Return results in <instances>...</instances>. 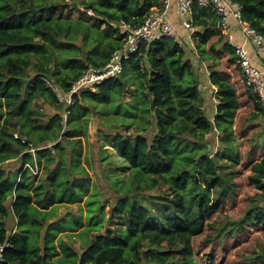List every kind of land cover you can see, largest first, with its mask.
Wrapping results in <instances>:
<instances>
[{"label":"trees","instance_id":"1","mask_svg":"<svg viewBox=\"0 0 264 264\" xmlns=\"http://www.w3.org/2000/svg\"><path fill=\"white\" fill-rule=\"evenodd\" d=\"M158 1L0 0V264H199L193 239L238 186L235 85L212 69V122L190 47L165 38L143 44L121 75L74 94L72 105L60 100L121 46L116 23L141 24ZM236 1L244 20L264 35V0ZM63 9L80 16L63 17ZM88 10L95 23L86 19ZM216 23L210 9L197 11L202 64L215 60L208 42L224 39ZM248 93L264 115L259 98ZM94 118L128 163L127 180L107 177L103 186L95 167L110 159L102 146L97 152L91 146L92 159L85 157ZM251 172L261 203L222 226V236L248 220L264 227V155ZM62 209L69 211L60 215ZM10 214L14 234L6 224ZM68 238L79 239L80 247Z\"/></svg>","mask_w":264,"mask_h":264},{"label":"rangeland","instance_id":"2","mask_svg":"<svg viewBox=\"0 0 264 264\" xmlns=\"http://www.w3.org/2000/svg\"><path fill=\"white\" fill-rule=\"evenodd\" d=\"M82 9V8H81ZM63 17L78 18L80 15L75 11H67L63 9ZM90 17L87 16L86 19ZM97 17L92 16L89 21L95 23ZM195 31L197 28L194 25ZM219 36H214L207 44V49L213 54L215 60L203 61V64L197 61L196 45L197 42H193V46L189 48L191 54L190 58L195 60L196 68L199 70V66L203 69L202 73H207L209 80L211 79L212 71L221 72L223 78H231L235 83L238 91L241 89V75L238 73V65L230 61L233 56L231 49L226 45L225 38L220 40ZM216 44L217 52L211 51L212 45ZM96 45L92 47L95 50ZM193 54V55H192ZM198 65V66H197ZM236 65V66H235ZM213 69V70H212ZM224 71V72H222ZM211 83V82H210ZM212 85V84H211ZM207 89V88H206ZM204 90L203 94L206 101L209 103V107L206 108L207 114L211 117V121L214 122V116L216 114L217 100L214 97L213 92L209 89ZM217 91V88H213ZM211 94H210V93ZM66 101V98L61 95ZM242 106L238 109L236 119L234 122V129L236 132L238 150L241 152V162L237 165V174L235 180L238 183L233 196H227L224 203L220 208L215 210L212 216L208 219L207 227L202 235L193 239L194 257L199 264H264V227L253 224L252 221L248 220L244 225H240L237 229H232V226H228L226 229L227 233L222 236L220 235V228L227 225L229 222H236L243 218L255 203L258 198L260 191L257 190L254 185L250 184L248 178L252 174L251 166L253 161L260 159L264 146V142H260L261 138V127H264V118L260 117L262 125L257 124L254 120L252 121L253 107L251 108V102L246 103V98L243 97ZM125 102H131V94L126 95ZM66 103V102H65ZM66 116V115H65ZM98 118L93 119L92 131L89 133L90 140L87 141L86 147L88 148L85 157L91 160L94 151L102 146L106 149L108 157L110 159L109 165H106L103 169L100 165L95 167V171L101 178L103 186H107L105 181L107 177L109 179H121L127 180L130 175V169L128 163H126L121 157L118 156L116 150L110 145V136L106 135L102 130H99ZM151 130V128H150ZM131 132H136V127L130 129ZM153 131V129H152ZM93 146V150L90 147ZM249 155L250 157H247ZM97 165V164H95ZM17 166V165H16ZM15 166V167H16ZM14 167V168H15ZM101 167V168H100ZM11 168V167H10ZM12 168V169H14ZM105 174L104 176H102ZM159 191H153L152 193L157 195ZM10 201V199H9ZM258 203L260 199L257 200ZM73 211L77 212L78 207H72ZM69 210L62 209L60 215H65ZM106 214L109 215V207L106 208ZM16 219L13 214H10L6 220L8 229L11 231L15 228ZM114 228V226H113ZM107 230V229H106ZM94 233L93 235H96ZM76 248L80 247V240L72 241L68 238Z\"/></svg>","mask_w":264,"mask_h":264},{"label":"built area","instance_id":"3","mask_svg":"<svg viewBox=\"0 0 264 264\" xmlns=\"http://www.w3.org/2000/svg\"><path fill=\"white\" fill-rule=\"evenodd\" d=\"M159 5L151 9L139 25L116 23L121 30V46L112 52L110 61L106 66L92 69L85 73L72 86L70 93L65 96L66 101L60 97L62 103L72 105V97L91 85L101 84L110 78L117 77L123 73L125 63L135 55L143 44L154 45L162 42L165 38L178 39V32L170 19V14L176 12L180 18L182 27L191 32L194 37V19L198 10L210 9L217 17L215 29L222 34L231 49L235 53V63L238 65L242 80L254 96L260 97L264 103V72L252 64L251 53L245 45L235 41L232 33V21L241 35L249 40L258 52L264 53V35L254 29L243 18V7L236 0H159ZM85 11L84 8L81 9ZM89 17L94 16L93 11L88 10ZM20 127L18 128L19 132ZM15 138H20L15 134ZM24 141V140H23ZM30 167V165H27ZM17 229H13L14 234ZM4 246L0 247V262L3 261ZM9 264H20L11 262ZM111 264V263H105Z\"/></svg>","mask_w":264,"mask_h":264},{"label":"crops","instance_id":"4","mask_svg":"<svg viewBox=\"0 0 264 264\" xmlns=\"http://www.w3.org/2000/svg\"><path fill=\"white\" fill-rule=\"evenodd\" d=\"M170 19L172 20L174 26L176 27L177 29V32H178V40H180L179 42H181L182 44L184 45H187L188 47L191 48V46H193V42H196V40L194 39V37H190V34L191 32L188 31V30H185L183 27H182V24H181V21H180V18L178 17V15L176 14V12H172L170 14ZM232 27H231V30H232V33L235 37V41H237L239 44L241 45H245L247 47V49L249 50V52L251 53V59H252V64L259 68L261 71L264 72V53H261V52H258V50L255 48V46L253 45V43H251L249 40L245 39L237 25H236V22L235 21H232ZM196 32V31H194ZM198 66V65H197ZM236 66V65H235ZM200 67V66H199ZM200 70H201V86L202 87V91L204 92V90L207 88L209 89L211 92H213V94H215L217 91H215L213 88H216L211 82V79L209 80V76H207V73H202L203 72V69L200 67ZM239 70V69H238ZM198 71V69H197ZM224 72V71H222ZM238 73H240V70L238 71ZM241 75V73H240ZM229 79L234 85L235 83L232 81L231 78H227ZM241 89L240 91H238L236 85V89H237V93H238V98H239V101H240V108L242 106V98L245 97L246 98V103H249L248 101H250L251 103V108L253 107V113H252V121L256 120L255 122L259 125H262V122L259 120L260 117L264 118V115L261 114L260 111H256V107H255V103H254V98H252L249 93H248V87L245 85V83L243 82L242 80V76H241ZM212 84V85H211ZM206 89V90H207ZM248 89V90H247ZM210 93V92H209ZM211 94V93H210ZM256 98H259V102L261 103V109H264V103L262 102V100L260 99V97L258 96H255V99ZM257 100V99H256ZM261 138L259 139L260 142H264V127L262 125L261 127ZM263 150H264V146L262 147ZM262 155H264V151L262 152ZM261 155V157H262ZM260 157V158H261ZM256 160H259V159H256ZM255 160V161H256Z\"/></svg>","mask_w":264,"mask_h":264}]
</instances>
